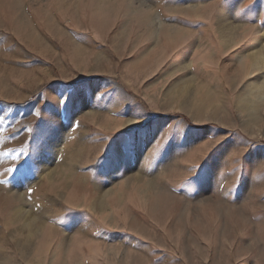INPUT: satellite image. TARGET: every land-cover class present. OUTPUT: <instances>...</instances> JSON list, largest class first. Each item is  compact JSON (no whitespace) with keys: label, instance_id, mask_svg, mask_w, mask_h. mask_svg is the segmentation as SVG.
I'll return each mask as SVG.
<instances>
[{"label":"rangeland","instance_id":"374dc122","mask_svg":"<svg viewBox=\"0 0 264 264\" xmlns=\"http://www.w3.org/2000/svg\"><path fill=\"white\" fill-rule=\"evenodd\" d=\"M0 264H264V0H0Z\"/></svg>","mask_w":264,"mask_h":264},{"label":"snow or ice","instance_id":"6c2138e0","mask_svg":"<svg viewBox=\"0 0 264 264\" xmlns=\"http://www.w3.org/2000/svg\"><path fill=\"white\" fill-rule=\"evenodd\" d=\"M65 102V100H61L60 103L63 104Z\"/></svg>","mask_w":264,"mask_h":264},{"label":"bare ground","instance_id":"6f19581e","mask_svg":"<svg viewBox=\"0 0 264 264\" xmlns=\"http://www.w3.org/2000/svg\"><path fill=\"white\" fill-rule=\"evenodd\" d=\"M259 60H260V58H258V63H259Z\"/></svg>","mask_w":264,"mask_h":264}]
</instances>
